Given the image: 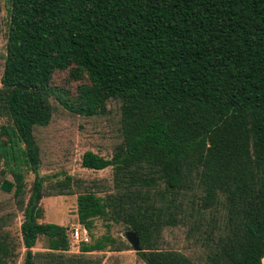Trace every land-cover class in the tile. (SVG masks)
I'll use <instances>...</instances> for the list:
<instances>
[{"label": "trees", "instance_id": "16d2710c", "mask_svg": "<svg viewBox=\"0 0 264 264\" xmlns=\"http://www.w3.org/2000/svg\"><path fill=\"white\" fill-rule=\"evenodd\" d=\"M67 71L82 81L73 98L53 86ZM53 100L85 118L121 106L112 159L83 157L86 169L113 168L114 191L78 194L92 238L79 255H69L73 229L40 222L47 194H74L71 176L48 193L40 176L35 132L51 125ZM0 118L2 175L14 179L0 192L15 189L23 212L25 264H101L92 253L130 248L114 224L137 234L146 264H263L264 0H8ZM98 219L107 233L95 238ZM178 227L204 259L163 248L165 231ZM42 238L48 251L35 254ZM16 250L0 232V264H14Z\"/></svg>", "mask_w": 264, "mask_h": 264}, {"label": "rangeland", "instance_id": "374dc122", "mask_svg": "<svg viewBox=\"0 0 264 264\" xmlns=\"http://www.w3.org/2000/svg\"><path fill=\"white\" fill-rule=\"evenodd\" d=\"M8 43V0H0V87L5 69ZM82 81L71 79L70 72L58 73L53 86L60 91L67 92L72 98L77 95V88ZM56 108L52 123L47 128L37 129L36 141L41 152L40 176L45 179L47 193L51 185L71 176L73 182V195L47 196L42 200L44 218L41 223H53L73 229L80 228L77 215L78 194L86 191H95L100 194L114 191V170L112 167L103 171H93L83 167L85 153L91 151L99 156L112 159L116 147L121 143V106L119 101L108 104L109 115L95 118L74 116L53 100ZM7 124V120L0 118V126ZM4 166L0 164V184L3 180L14 181L10 174L4 173ZM35 176L26 175L25 202L27 203ZM15 189L11 193L0 192V232L8 233L17 246V257L14 264H25L26 248L23 246L21 225L23 212L19 209L15 198ZM222 207L219 213H222ZM209 220V219H207ZM189 228H174L164 233V249L179 251L195 261L205 257V249L189 234ZM94 237L99 238L107 233V223L96 220L93 230ZM128 229L124 225H113L111 234L120 241L128 243L130 248L123 252L107 250L92 253L91 259L101 261V264H146L140 258L128 241ZM71 249L69 255H79L81 244L71 236ZM92 238L89 236L88 242ZM35 254L46 253L47 239L42 238L32 250ZM36 264H46L45 260L38 258Z\"/></svg>", "mask_w": 264, "mask_h": 264}, {"label": "built area", "instance_id": "2783aa9c", "mask_svg": "<svg viewBox=\"0 0 264 264\" xmlns=\"http://www.w3.org/2000/svg\"><path fill=\"white\" fill-rule=\"evenodd\" d=\"M72 236L76 239L80 244L82 242H88L89 233L86 229L83 228V232L80 228H77L75 231H72Z\"/></svg>", "mask_w": 264, "mask_h": 264}, {"label": "water", "instance_id": "95a60500", "mask_svg": "<svg viewBox=\"0 0 264 264\" xmlns=\"http://www.w3.org/2000/svg\"><path fill=\"white\" fill-rule=\"evenodd\" d=\"M128 236V241L131 244V246L133 247V249L138 253L141 251V247H140V238L137 236L136 233L134 232H129L127 234Z\"/></svg>", "mask_w": 264, "mask_h": 264}, {"label": "bare ground", "instance_id": "6f19581e", "mask_svg": "<svg viewBox=\"0 0 264 264\" xmlns=\"http://www.w3.org/2000/svg\"><path fill=\"white\" fill-rule=\"evenodd\" d=\"M263 264H264V262H263Z\"/></svg>", "mask_w": 264, "mask_h": 264}]
</instances>
